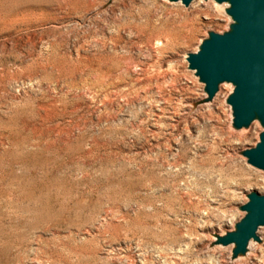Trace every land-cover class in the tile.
Masks as SVG:
<instances>
[{
  "label": "rangeland",
  "instance_id": "1",
  "mask_svg": "<svg viewBox=\"0 0 264 264\" xmlns=\"http://www.w3.org/2000/svg\"><path fill=\"white\" fill-rule=\"evenodd\" d=\"M227 4L0 0V264H264L234 229L264 171L189 68Z\"/></svg>",
  "mask_w": 264,
  "mask_h": 264
},
{
  "label": "water",
  "instance_id": "2",
  "mask_svg": "<svg viewBox=\"0 0 264 264\" xmlns=\"http://www.w3.org/2000/svg\"><path fill=\"white\" fill-rule=\"evenodd\" d=\"M181 1L189 6L194 0ZM226 3L232 23L224 32L209 31L196 52L188 53L189 68L205 85L206 98L211 101L220 85L230 83L233 92L227 103L232 108L233 127L249 128L258 121L262 126L255 147L241 151L252 166L264 171V0H215ZM241 206L245 215L234 229L216 234V244H233V259L249 252L251 241L262 239L258 229L264 226V194L256 190L247 194Z\"/></svg>",
  "mask_w": 264,
  "mask_h": 264
},
{
  "label": "bare ground",
  "instance_id": "3",
  "mask_svg": "<svg viewBox=\"0 0 264 264\" xmlns=\"http://www.w3.org/2000/svg\"><path fill=\"white\" fill-rule=\"evenodd\" d=\"M206 98V97H205ZM261 227H264V226H261ZM261 227H259V229L261 228ZM259 229H258V231L257 232H259ZM259 234V233H258ZM262 239V238H261ZM252 242V241H251ZM251 242H250V244H249V248H251L252 247V245H251ZM249 253V252H248Z\"/></svg>",
  "mask_w": 264,
  "mask_h": 264
}]
</instances>
